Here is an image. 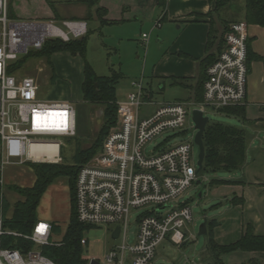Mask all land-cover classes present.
<instances>
[{"label": "built area", "instance_id": "1", "mask_svg": "<svg viewBox=\"0 0 264 264\" xmlns=\"http://www.w3.org/2000/svg\"><path fill=\"white\" fill-rule=\"evenodd\" d=\"M87 32L83 20L12 18L9 0H0V186L8 166L59 164L60 145L52 139L77 135L72 105L39 101L36 80L20 76L17 63L41 51L48 41L67 43L83 38ZM247 43V25L230 24L221 51L206 70L201 103L158 104L151 116L141 118L142 109L154 102L150 90L141 80H135L131 84L133 92L123 104H117L115 125L99 153L79 168L75 183L77 221L90 227L113 226L112 232L119 228L117 240L122 239V243L108 251L105 264H124L126 255L131 264H151L163 241L176 246L185 242L183 230L193 215L190 207L178 199L197 181V170L192 165L196 147L193 122L194 137L178 144H172L173 138L180 135L194 110L204 116L206 109L217 112L244 104ZM165 133L171 134L150 147ZM52 146L56 149H50ZM131 210L144 212L136 218L137 230L128 245ZM40 225L46 227L38 232ZM53 237L49 222L38 219L32 232L24 235L6 228L0 214V264H54L42 254L43 247L59 245ZM17 240L33 247H15Z\"/></svg>", "mask_w": 264, "mask_h": 264}, {"label": "rangeland", "instance_id": "2", "mask_svg": "<svg viewBox=\"0 0 264 264\" xmlns=\"http://www.w3.org/2000/svg\"><path fill=\"white\" fill-rule=\"evenodd\" d=\"M48 1L53 8L50 7ZM236 2V5L243 4V0H236ZM9 3L14 18L19 20H46L54 17L63 20L74 18L86 20L89 34L85 60L98 76L103 77L110 76L112 73H121L122 78L115 87L117 104H123L127 95L133 92L131 84L135 80H141L144 87L152 92L151 97L154 105L143 108L141 118L151 116L157 104L174 102L176 98L182 95L183 91L170 86L168 80L157 79L153 75L157 50L163 48L165 42L161 37H157L156 31L158 28L151 35V46L148 48L146 43L142 44L139 41V38L130 41L123 39L120 36V27H101L97 20L96 9L94 7L88 8L86 5L79 3L78 0H9ZM231 13L229 15V13L226 14L222 10L218 14H213L212 19L215 29H220L222 32L221 22L228 24L242 20L240 12ZM143 32L145 31L143 30ZM149 32H145L146 35H149ZM218 34L217 37H219ZM215 49L216 46H213L210 52L213 53ZM49 61L50 65L45 57H29L20 66L19 74L36 80L39 86L37 94L39 101L45 103L66 101L74 108L76 113V137L70 139L53 138L52 140L59 142L60 145L61 161L59 164L75 166V153L88 148L97 137L103 124V107L80 100V82H76V75L69 71V68L73 69V67L76 68V66L79 67L83 64L79 56L59 52L51 55ZM77 79L79 80L80 77L77 76ZM159 86H164V90L160 92ZM204 116L208 118L210 124L220 123L235 128L243 127V123L238 119L227 117L212 109H206ZM170 134L165 133L154 139L150 143V147L161 142ZM192 137H194L193 125L191 118H189L180 135L173 138L172 144H178ZM197 156L198 150L194 147L192 165L196 170ZM230 176H232L231 173H209L205 170H201L197 174V181L200 184L196 185V181L178 199V202H185L190 207L193 215L192 222L183 230L186 241L181 246L173 245L168 240L163 241L156 248L151 264H215L212 255L207 250L206 238L198 236V230L204 220H211L218 216L220 212L219 202L221 199L214 198L216 192L212 190L214 187L210 184L211 181L226 179ZM2 180L3 185L0 186V214L3 215L4 220H8L12 216L14 205L22 201V197L14 188H30L33 186L35 178L30 167L23 165L8 166L3 171ZM222 207H226V203H223ZM223 208L221 211H223ZM141 212L144 211L131 210L130 212L127 230L128 239L126 241L128 245L134 240L137 230L136 218ZM36 215L39 220L58 225L59 231L54 233L52 240L61 244L70 215V192L67 178H58L47 188L36 210ZM112 229L113 226L92 227L84 232L82 257L88 261V264L93 260L99 264H105V256L108 251L122 243V239H111ZM222 260L225 262V257H222ZM124 264H131L128 255L125 256Z\"/></svg>", "mask_w": 264, "mask_h": 264}, {"label": "crops", "instance_id": "3", "mask_svg": "<svg viewBox=\"0 0 264 264\" xmlns=\"http://www.w3.org/2000/svg\"><path fill=\"white\" fill-rule=\"evenodd\" d=\"M158 1L100 0L99 6L105 10L103 19L112 23L101 27H120L123 39L139 38L148 48L151 35L158 28L156 35L165 42L163 48L157 50L153 75L168 80L170 86L183 91L174 102L166 103L197 104L194 98L199 83V62L207 54L210 20L207 15L213 12L215 0L211 3L207 0H165L164 9L158 6ZM229 1L225 13L230 15L238 11L242 15L238 22H244V0L242 5H236V0ZM143 30L150 34L146 35ZM217 31L220 35L221 30ZM247 33L250 51L259 60L250 63L246 100L240 105L245 107L246 114L242 127L247 133L245 163L229 178L220 179L231 181V184L215 185L212 189L216 192L214 198L221 199L219 205L222 207L226 203L223 211L220 207L218 216L211 219L216 222L214 241L221 246L236 242L246 225L253 228L255 235L264 237V27L247 25ZM142 35H146V39ZM83 68V64L73 67L74 70L69 68L76 75V82H80L82 101ZM162 90L164 86H159V91ZM223 257L225 264H244L250 260L264 264V252H233Z\"/></svg>", "mask_w": 264, "mask_h": 264}, {"label": "trees", "instance_id": "4", "mask_svg": "<svg viewBox=\"0 0 264 264\" xmlns=\"http://www.w3.org/2000/svg\"><path fill=\"white\" fill-rule=\"evenodd\" d=\"M212 2L213 0H207ZM79 3L86 5L88 8L96 9L97 20L101 26L112 24L104 18L105 10L99 6L100 0H78ZM229 0H215V6L212 13L207 15L209 18V33L206 46L207 54L199 62V83L195 90V102L203 101V84L206 80V70L213 64L223 47V37L228 31L230 24L221 22L223 30L219 37L218 31L214 27L212 19L213 14L225 11L229 5ZM51 8L52 4L48 1ZM158 6L165 8V0H159ZM9 15L14 18L12 8L9 3ZM56 18V17H54ZM56 20H63L56 18ZM80 20V19H71ZM83 21H86L82 19ZM243 21L246 25H255L264 27V0H244ZM87 22V21H86ZM88 25V24H87ZM87 35L78 40H72L67 43L61 41H48L41 51L30 54L21 59L16 68L20 66L29 57H45L50 65L49 57L55 53L68 52L71 56H79L83 62V83L81 87L83 101L103 107V124L97 134L95 141L86 149H81L75 153V166H65L60 164H26L33 172L35 181L30 188H14L22 197V201L14 205L12 216L5 220L6 228L20 233L30 234L36 224L38 217L36 210L39 206L42 196L47 188L58 178H67L70 192V215L61 244L58 246H49L42 248V254L50 259L54 264H88L83 255V234L90 226L80 224L75 214V183L79 168L84 165L93 156L99 153L102 143L110 129L115 125L117 115V102L115 98V87L122 78L121 73H112L110 76H98L85 60ZM216 44V45H214ZM216 46V52H210V49ZM253 60H259V57L253 55L250 51L249 42L247 43V69L249 72L250 63ZM97 85V86H95ZM227 117H234L240 122H246L245 107H229L218 111ZM76 137V136H75ZM204 145V159L202 170L209 173H232L240 170L245 163L246 150V133L242 128L226 126L220 123H208L202 137ZM227 180H212L211 185L231 184ZM2 203V201H1ZM216 225L214 220L207 221L206 245L210 255H212L215 264H225L222 257L233 252H264V237L254 234L250 225L244 227L241 237L230 245L221 246L215 243L213 238V229ZM53 233L59 231V227L52 223ZM23 245L32 248L31 243H25L17 240L18 247ZM32 246V247H31ZM244 264H260L256 260H250Z\"/></svg>", "mask_w": 264, "mask_h": 264}, {"label": "water", "instance_id": "5", "mask_svg": "<svg viewBox=\"0 0 264 264\" xmlns=\"http://www.w3.org/2000/svg\"><path fill=\"white\" fill-rule=\"evenodd\" d=\"M97 86V85H95ZM193 124H194V131H195V137H194V144L197 147L198 150V156H197V171L198 174L203 167V159H204V145L202 141L203 133L205 131V128L208 124V118L203 116L202 112L199 110H194L192 112V118H191ZM200 182L197 181L196 185H199ZM200 197V194H199ZM207 221L204 220L198 230V236H203L206 238L207 236ZM119 235V228L116 227L115 230L111 234V239L116 240ZM89 264H99L96 261H91Z\"/></svg>", "mask_w": 264, "mask_h": 264}, {"label": "snow or ice", "instance_id": "6", "mask_svg": "<svg viewBox=\"0 0 264 264\" xmlns=\"http://www.w3.org/2000/svg\"><path fill=\"white\" fill-rule=\"evenodd\" d=\"M46 226L45 225H40L39 228L37 229V231H42Z\"/></svg>", "mask_w": 264, "mask_h": 264}, {"label": "bare ground", "instance_id": "7", "mask_svg": "<svg viewBox=\"0 0 264 264\" xmlns=\"http://www.w3.org/2000/svg\"><path fill=\"white\" fill-rule=\"evenodd\" d=\"M50 149L55 150L56 147L55 146H52V147H50ZM51 158H52V156H49V159H51Z\"/></svg>", "mask_w": 264, "mask_h": 264}]
</instances>
